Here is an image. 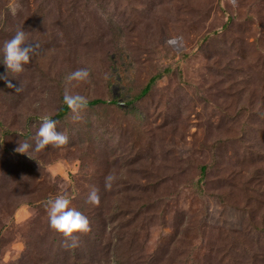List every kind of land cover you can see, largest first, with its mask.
I'll list each match as a JSON object with an SVG mask.
<instances>
[{"label":"rangeland","instance_id":"1","mask_svg":"<svg viewBox=\"0 0 264 264\" xmlns=\"http://www.w3.org/2000/svg\"><path fill=\"white\" fill-rule=\"evenodd\" d=\"M21 27L37 48L6 73L19 90L0 80V264H264V0H0V45ZM66 87L105 101L73 119ZM44 114L67 143L16 152ZM63 192L89 222L71 248L44 206Z\"/></svg>","mask_w":264,"mask_h":264},{"label":"clouds","instance_id":"2","mask_svg":"<svg viewBox=\"0 0 264 264\" xmlns=\"http://www.w3.org/2000/svg\"><path fill=\"white\" fill-rule=\"evenodd\" d=\"M37 45L35 42L29 41L26 31L18 28L12 37L3 42L0 45V63L5 66V72L0 73V80H4L7 87H15V90H19L7 79L6 73L8 71L19 73L24 69V65L30 60L31 55L36 50ZM89 71L85 68H78L70 72L66 79L72 80H86L88 78ZM63 103L73 113V119H79V112L86 107L87 99L85 96L78 93H70L66 87L63 92ZM40 123L34 135V145H30L27 141L19 142L16 148V152L24 153L29 156L28 149L33 148L34 151L43 149L46 145L53 147H59L67 143L68 137L65 133L57 131V121L52 119L49 114H44L39 118ZM30 157V156H29ZM38 163V162H37ZM39 164V163H38ZM105 188H110L112 181L115 177L112 174L105 176ZM88 201L92 204H96L99 201V196L93 188L87 197ZM72 197L67 193H59L54 197L46 199L45 208L48 216V223L51 228L62 233L66 238L64 243L67 247H75L77 243V237L73 235L76 232H86L89 227L88 218L79 209L71 206Z\"/></svg>","mask_w":264,"mask_h":264},{"label":"trees","instance_id":"3","mask_svg":"<svg viewBox=\"0 0 264 264\" xmlns=\"http://www.w3.org/2000/svg\"><path fill=\"white\" fill-rule=\"evenodd\" d=\"M147 91V88L144 89V92ZM105 100L103 99H93V100H90V101H87V104H94V103H97V102H104ZM67 110V106H64L62 108V110L60 111V113H64L65 111Z\"/></svg>","mask_w":264,"mask_h":264}]
</instances>
